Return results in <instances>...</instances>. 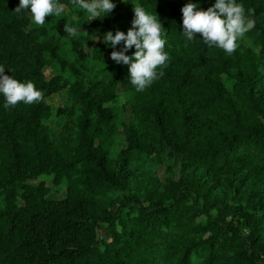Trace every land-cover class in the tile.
Returning <instances> with one entry per match:
<instances>
[{"label":"trees","instance_id":"obj_1","mask_svg":"<svg viewBox=\"0 0 264 264\" xmlns=\"http://www.w3.org/2000/svg\"><path fill=\"white\" fill-rule=\"evenodd\" d=\"M59 2L78 22L37 26L0 0V66L44 93L9 108L0 94V264H264V0H237L255 24L231 55L182 32L184 4L215 0H122L92 21ZM136 4L170 57L141 92L102 36L126 33Z\"/></svg>","mask_w":264,"mask_h":264},{"label":"clouds","instance_id":"obj_2","mask_svg":"<svg viewBox=\"0 0 264 264\" xmlns=\"http://www.w3.org/2000/svg\"><path fill=\"white\" fill-rule=\"evenodd\" d=\"M70 3L87 14L86 21L103 18L116 7L112 0H70ZM22 10H29L32 22L43 26L46 17H62L65 5L59 0H19L13 11L20 14ZM132 11L134 15L127 32L117 30L113 34L108 31L104 34L103 41L106 44L110 42L113 49L123 43L119 51L113 50L110 53V58L118 64L127 65L131 85L137 92H141L163 75L158 69L166 67L170 57L165 51V28L158 15L149 13L140 4L133 5ZM180 11L182 32L189 41L198 33L206 45L222 49L229 55L237 49L238 39L244 37L255 24V21L246 15L244 5L237 0H215L206 10L200 9L196 3L189 2L184 4ZM63 30L70 36L80 32L77 27L68 23L63 25ZM132 48L135 51L127 55ZM0 94L4 97L5 108L14 107L18 103H39L44 96L33 82H20L5 74L3 66H0Z\"/></svg>","mask_w":264,"mask_h":264},{"label":"rangeland","instance_id":"obj_3","mask_svg":"<svg viewBox=\"0 0 264 264\" xmlns=\"http://www.w3.org/2000/svg\"><path fill=\"white\" fill-rule=\"evenodd\" d=\"M122 0H112V2L117 5L118 3H120ZM63 15H68L69 19L76 23L78 22V20L80 19V17H78L76 15V13L70 12L69 9L67 7H65V13ZM105 34V33H104ZM104 34L102 35L104 37ZM96 43V39L93 40L91 45H88V48L90 49L94 44ZM65 50L67 49V47L64 48ZM58 72L57 69H51V68H46L45 69V75L47 78H51L52 76H54L56 73ZM46 102L55 110L57 107L61 106L64 102V95L63 92H60L56 95H53L49 98H47ZM61 119H57V118H52L48 124L51 128L52 131V136L55 137L56 132L58 130L59 124L61 123ZM153 169H155V171L158 173V175L162 176L163 174V167L162 166H157L156 168L154 167ZM41 181H46L48 183L49 186H52V178L51 177H46V176H42L39 177L38 179H36L33 183L34 184H38ZM64 187L65 184L61 185V190L59 193H57L55 191L54 188H52V197L56 198V199H61L64 197L65 195V191H64Z\"/></svg>","mask_w":264,"mask_h":264}]
</instances>
